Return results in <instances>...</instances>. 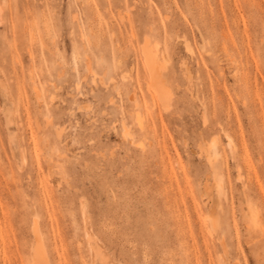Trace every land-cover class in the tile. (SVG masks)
I'll use <instances>...</instances> for the list:
<instances>
[{"label": "rangeland", "instance_id": "rangeland-1", "mask_svg": "<svg viewBox=\"0 0 264 264\" xmlns=\"http://www.w3.org/2000/svg\"><path fill=\"white\" fill-rule=\"evenodd\" d=\"M0 85V264H264V0H0Z\"/></svg>", "mask_w": 264, "mask_h": 264}, {"label": "bare ground", "instance_id": "bare-ground-1", "mask_svg": "<svg viewBox=\"0 0 264 264\" xmlns=\"http://www.w3.org/2000/svg\"><path fill=\"white\" fill-rule=\"evenodd\" d=\"M146 51V50H145ZM146 52H144L145 54ZM148 54V53H147ZM147 58H148V55H147ZM146 58V68H147V86H148V90L151 92L152 96H157L159 97L158 95H161L162 92H163V89L165 87H163V82H158L160 80V77H158V74H157V71L160 70V69H156L153 65H151V63L148 61L150 59H147ZM156 59V58H155ZM154 62V61H153ZM153 64V63H152ZM158 67V66H157ZM160 75V74H159ZM2 76V75H1ZM4 77V76H3ZM159 78V80H158ZM3 80V79H2ZM161 81V80H160ZM5 82V81H4ZM3 83V82H2ZM7 83V82H6ZM161 88L160 87V85ZM5 85V84H4ZM1 86V85H0ZM6 86V85H5ZM4 86V88H5ZM2 87H3V84H2ZM7 90V88H5ZM5 90V91H6ZM165 90V89H164ZM4 91V92H5ZM162 91V92H161ZM167 91V90H166ZM1 94V93H0ZM7 94V93H6ZM168 96V95H167ZM4 98V97H3ZM7 98H5L4 100H6ZM12 101V100H11ZM16 101V100H15ZM17 102V101H16ZM4 104V103H3ZM13 105V104H12ZM8 106V105H7ZM6 107V106H5ZM7 108V107H6ZM10 108V107H9ZM8 109V108H7ZM16 110V109H15ZM5 111V110H4ZM9 112H12L13 114V111H9ZM10 114V113H9ZM4 115V114H3ZM10 118V117H8ZM7 119V118H6ZM11 120V119H10ZM138 120V119H137ZM13 122V121H12ZM11 122V123H12ZM139 122V121H138ZM140 124V122H139ZM12 125V124H11ZM63 131V130H62ZM61 134V133H60ZM15 135V133L13 134ZM13 137V136H12ZM15 140V139H14ZM15 142V141H14ZM16 146V145H15ZM17 150V149H16ZM22 152H20L19 154V157L18 158V166L19 167H23V165L25 164L26 162V158L23 156V154H21ZM86 220V219H85ZM87 224V223H86ZM86 230V229H85ZM88 230V229H87ZM91 231V230H90ZM92 232V231H91ZM36 233V232H35ZM93 233V232H92ZM37 234V233H36ZM87 234V233H86ZM38 236V235H37ZM89 236H90V232H89ZM87 236V237H89ZM88 239L87 241H89L90 239L94 240L95 238H93V235H92V238H87ZM41 239V238H40ZM96 241V240H95ZM94 241V242H95ZM37 242L39 243L40 241H36L35 244H37ZM41 243V242H40ZM98 243H93L91 244V248H92V251H93V264H108V259H107V256L105 255V253L103 252V250L101 249L100 246L97 245ZM42 246V244H41ZM43 247V246H42ZM44 250V249H43ZM105 250V249H104ZM44 252V251H43ZM48 256V255H47ZM31 257H32V263L33 264H41L40 262H45V264H47V260L45 259V256H43L42 252L40 251L39 249V246L38 244L33 248L32 250V253H31Z\"/></svg>", "mask_w": 264, "mask_h": 264}]
</instances>
